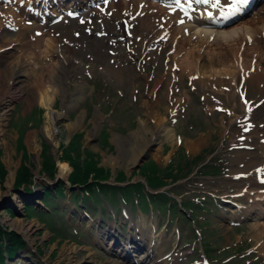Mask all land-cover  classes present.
I'll use <instances>...</instances> for the list:
<instances>
[{
	"label": "rangeland",
	"instance_id": "374dc122",
	"mask_svg": "<svg viewBox=\"0 0 264 264\" xmlns=\"http://www.w3.org/2000/svg\"><path fill=\"white\" fill-rule=\"evenodd\" d=\"M0 2V49L6 47L9 40L12 45L11 48L0 51L2 80L0 99L3 100L0 106V122L2 123L0 162L4 169L2 177L4 179L0 182V221L9 230L12 229L21 235L26 242V246L19 252L21 257L12 263L126 264L124 260L116 257L100 238L99 234L103 235L104 230L98 227L99 211L96 215L90 212L91 219L95 223L91 227L90 219L79 220L77 213L72 214L75 203L80 207L82 201L80 198H75L70 202L72 190L68 187L65 195L57 199V206L54 205L62 212L49 220V223H41L36 217L27 218L22 207L21 192L13 189L14 179L16 172L25 164L35 176L36 190L47 182L48 178L41 175L44 163L41 157L43 143L47 144V154L53 157L57 165V176H60L58 157L62 153L61 143L69 145L72 136L83 132V149L87 147L88 151L95 153L92 158L98 162V166L111 170V181L121 171L125 172L128 179L132 178V181L142 179L139 174L133 176L138 169L135 167L142 157L145 160L140 167L150 160L165 167L170 161L176 160L178 154L185 153L194 158L189 161V164H194L198 156L208 157L214 151L220 150L221 152L216 155L219 154L226 162L223 164L224 172L220 175H205L200 173L203 168L198 169L191 180L184 182L171 192L179 201L186 197L209 196L211 192L223 195L238 192L251 179L247 177V179L239 180L232 178L231 175L239 171L248 172L252 168L249 174H254L262 165L258 149L262 145L256 147L261 143L262 137H255L257 134L240 137L243 127L242 119L234 120L235 116L244 114V106L242 107V101L237 95L243 83L241 75L238 74L233 81L232 76L223 75L222 83L215 84L209 81L204 84L200 79L192 80V76L184 73L179 65L176 70L172 69L177 63V60L171 59L177 53V50L174 52L175 45L178 44V40L183 39L182 33L180 35L175 33L177 31L176 22H173L174 17H171V22L166 23L170 24L168 29L175 33L170 38L165 23L161 22L153 26L151 15L140 6L143 0H133V3L128 4L127 11H119L114 5H99V3L93 5V12L88 13L85 10L75 17L70 15L73 9H67L65 12L58 11L59 15L64 14V18L54 22L52 19L56 16H49L48 28L54 29L52 37H55L57 41L52 40L53 44L56 47L67 48H60L61 51H55L53 48L46 55V50H43L45 41L38 47L34 46L36 44L34 40L40 37H37L35 32L41 27L28 20L22 8L16 10L21 14V22L10 25L7 23L8 16L3 15L5 8L1 5L4 2L2 0ZM96 5L100 7H95ZM158 15L164 16L159 11ZM162 24L164 26L161 28ZM163 28L166 29L162 30ZM152 29L155 32H152ZM163 31L167 33L164 34ZM161 33L163 36L160 35ZM42 35L44 38L48 36L46 33ZM164 36L167 38L165 39ZM174 36L177 38L176 41ZM64 37L67 39L64 40ZM186 38L188 39H185L184 43L186 42L187 45H185L189 46V35H186ZM192 40L195 41L197 38ZM185 51L179 53L176 58L182 57ZM67 53L77 60L69 64L68 73L60 72V69L64 67L62 60ZM21 63H24L26 75L19 76L18 81L9 87L13 80L12 75L20 69ZM174 74L179 78V81L175 83L171 81V75ZM246 76L247 82L244 83L243 88L247 98H253L256 102L258 101L256 99L264 96V92H261L256 81L249 80L248 73ZM155 91L156 98L153 95ZM172 91L173 94L170 93ZM53 94L55 98L52 101V107L48 109L43 102H40V99L41 97L47 99ZM219 97L221 100H218ZM153 98L156 100L154 101ZM147 101L148 105L145 104ZM216 102L230 107L229 113L215 111ZM38 107L42 108V112L36 117L35 109ZM174 107L177 108L175 112H173ZM258 109L256 114L247 116V122L264 123V105ZM49 110H52L56 118L51 124V130L46 123V112ZM31 114L34 118H40L39 121L33 118L36 125H31L30 120H33L30 117ZM165 126L173 130V136L155 135L156 129ZM226 127L230 129L226 130ZM105 128H108L110 132L107 136L110 145L102 144L100 141L101 132ZM140 128L143 131H140ZM92 130H94V136L89 137ZM51 133H54L52 137ZM31 137L33 141H36L35 143L28 141ZM101 138L103 142L105 134ZM133 138L141 143L136 146L137 160L130 164L132 162L130 159L129 162L128 160L124 162L121 157H123L122 151L128 149ZM147 140L151 146H145L144 150ZM238 145L243 148H236ZM246 145H251L253 148L246 151ZM140 150H142L141 153H139ZM254 154L256 159L251 160ZM108 157H112L113 160L107 159ZM68 176L60 177L66 181ZM138 195L142 209L147 211L146 220H151L155 234L160 235L163 241L165 240L162 241L160 255L168 253L178 241L175 229L179 217L175 215L173 221L169 223L168 211L162 217L160 213H154V216L150 217L149 202L142 193V189L138 190ZM254 197L248 195L247 199ZM39 199L40 196L35 198L37 203H40ZM9 200L10 204L16 207L15 212L8 211ZM49 200L55 202L52 197H49ZM233 201L236 203L238 200L233 198ZM239 202L237 207L225 205L224 208L223 205H218L214 201L213 206L216 209L214 214L201 213L208 220L201 229L209 230V238L212 239L213 245L219 249H229L230 255L239 249L240 244L242 249L251 247L247 258L239 259L232 264H248L254 261L261 264L262 260L264 261V252L261 253L260 250L264 251L262 246L264 242H257L252 226L256 221L264 219L245 216V214L249 215L251 207L247 208L250 203L245 199ZM88 204H91V201H87L85 205ZM115 205L118 207L119 202L117 201ZM96 209L98 210V205ZM103 212L106 221L107 213L110 212H107L105 208ZM72 215L75 217L73 218ZM132 215L135 219H139L137 209ZM117 217L120 222L121 213H118ZM112 220L113 217L110 218V221ZM196 222L188 219L187 222L183 221L181 225L179 224V227L182 226L179 228L180 232L185 236L184 242H189V236ZM18 223L25 227L30 225V231L26 232L25 227L18 229ZM103 224L107 226L104 221ZM74 228L79 230L78 235H75ZM55 229L60 235L53 232ZM195 243L197 249L193 252L198 255L201 250L200 242ZM36 250L40 251V255L35 253ZM185 251L191 252V249L186 247ZM253 253L256 255L252 256ZM24 255H28L29 259L22 258ZM222 256L221 262H226L224 255ZM190 262V259L187 262L178 260L175 264H190ZM8 263L11 264L9 261Z\"/></svg>",
	"mask_w": 264,
	"mask_h": 264
},
{
	"label": "bare ground",
	"instance_id": "6f19581e",
	"mask_svg": "<svg viewBox=\"0 0 264 264\" xmlns=\"http://www.w3.org/2000/svg\"><path fill=\"white\" fill-rule=\"evenodd\" d=\"M93 1L95 2L98 0H76V3L79 5L86 6L88 3L90 2L92 3ZM194 1L196 2V0ZM220 2L221 3L224 2L225 7L223 8L218 7V6L213 7L211 3L204 4V3L196 2V5L198 6L201 14L199 16L198 15L194 17L192 16L191 18L184 17L181 14V12L178 11L174 7L171 0H147L145 1L144 5L141 7H145L144 9H146V11L151 15L153 26L159 25L161 22H163V24L165 23L166 25L165 27L168 29V26H170V24H166V23L172 21L170 20L172 18H171V15H169V13H173L174 15H176L177 17L176 21H177L178 26H176L175 28L177 31L175 33L177 35L178 33L179 35L180 33H182L183 39L180 38L181 40H178L177 53L174 55V57H176L179 53L183 52V50H186L182 57L175 58V61L177 60L178 65L181 66V70L183 69L184 73L186 72L190 76L193 75L194 77H197L195 75L200 74L199 79L204 84L209 83V81L215 84L222 83L223 75L232 76L231 80L233 81L239 73H244V74L248 73V75L250 76L249 80L252 82L256 81V83L259 84V87H261L262 85L264 89V3L260 7L255 9V14L252 17L240 18L236 22L235 20H230L229 22H226L224 24L223 19H219L218 15L220 13L225 12L226 6L231 5L232 0H220ZM114 4L120 9H123V8L125 9L123 0H114ZM208 10L211 13L213 11L214 15L213 16L207 15L206 12ZM158 11L164 16L158 15ZM10 18L11 20H13L12 22L16 21L17 20L16 13L11 15ZM163 24L162 26L160 25L161 28L164 26ZM166 28H163L162 30ZM151 31L155 32L154 29H152ZM168 31H171V29L170 30L168 29ZM183 31H185V34H183ZM166 33L164 32V34ZM160 35H162V33ZM186 35L187 36L189 35V40H188L189 46H186L187 45L186 42L184 43V40L188 39L186 38ZM193 36H195L197 40L193 41L192 39H195V37L192 38ZM166 38L167 37H165V39ZM51 39L53 41L55 40L53 38L47 39L46 40L47 42L45 43V46L43 48L44 51L46 50V55L53 48L55 49V51H61L59 46L56 47L53 44V41ZM35 42L36 44L34 46L38 47L40 46V44L38 43H41L42 40L39 39V41L36 40ZM10 43L11 42L9 40V42L6 43L7 46ZM74 60H75V57L67 53L62 60L64 67L60 69V72L66 73L69 70V64L72 63ZM23 64L24 63H21L19 65L21 66L20 69L17 72L13 73L12 75L13 80L10 82L9 87H12V84L18 81L17 78L19 76L26 75L25 66ZM1 84H2V80H1V73H0V87H1ZM54 98H55L54 94L53 96H50L47 99L45 97H41L40 102H43V105L49 109L52 107V101L54 100ZM2 101L3 100L0 99V106L2 105ZM145 104L148 105L149 104L148 101L145 102ZM46 118H47L46 123L48 125V129L51 130V124L56 120L55 116L52 114V110H49L46 112ZM1 125L2 123L0 122V127ZM139 130L143 131L141 128ZM155 132H156L155 135H159V136H162V135L173 136V130L166 126L160 129H156ZM225 134L226 133L224 132V135ZM1 135L2 134H1V128H0V137ZM44 135L48 137L46 133H44ZM53 135L54 133H51V137ZM92 136H94V130L90 131L89 137H92ZM28 141L33 142V143L36 142L32 140V137ZM131 143H133V145ZM131 143L128 146V149H125L124 151H122L123 157L121 158L124 159V162H126L127 160L129 162V159H130L132 161L130 164H133L137 160L136 157L138 156L136 146L140 144L141 142H139L138 139L133 138ZM148 143L149 141L147 140V142L144 144V148H143L144 150H145V146L149 145ZM150 146L151 144L148 147ZM86 150H89V149L85 147L84 151ZM259 150L261 153L260 154L261 157H263L262 165L258 167V170L255 173L260 174L261 176L264 177V147L260 146ZM141 152L142 150H140L139 153ZM107 159L113 160L112 157H108ZM59 166H60L59 174L60 176H64L65 178L72 171L71 166L67 162L59 161ZM250 200L252 203L251 205L252 210L249 209L248 214L255 216L257 219H261V218L264 219V207H263L264 206V190L258 191L257 195ZM262 221L264 220H258L252 226V228L254 229V233L256 234V239L258 243L264 242V222ZM17 226H19L18 229L20 227L21 228L25 227V225L21 226L20 223H18ZM30 229H31L30 225L24 228L26 232L30 231ZM99 236L101 239L102 238L104 239V236H101V235ZM151 237H153V235H151L150 238ZM158 238L159 240L162 239L161 237H158ZM262 246L264 249L263 243H262ZM154 247H156V245H154ZM147 252L149 253L147 257L151 258L152 260L154 257V251L150 252V249H149ZM262 252L264 251L262 250Z\"/></svg>",
	"mask_w": 264,
	"mask_h": 264
},
{
	"label": "trees",
	"instance_id": "16d2710c",
	"mask_svg": "<svg viewBox=\"0 0 264 264\" xmlns=\"http://www.w3.org/2000/svg\"><path fill=\"white\" fill-rule=\"evenodd\" d=\"M40 112V110H39ZM40 118H38V121ZM82 138L83 133H77L71 139L69 145H65V143H61L62 147V160H66L70 162L73 166L74 171L70 175V180L72 184H82L85 185L87 190H91L95 192V188H104V185L101 184V180L107 179L110 176V171L103 167L98 166V162L92 158L95 153H92L88 150H82ZM69 147V149H68ZM68 149V150H67ZM48 146L43 143L42 145V153L41 157L44 159V163L42 165V171L45 172L49 176H54L57 170L56 163L53 160L51 155L47 154ZM89 154V155H88ZM3 165L0 162V182L2 181L4 169ZM214 166V165H212ZM175 166L174 164L168 165L166 168L160 167L155 161L146 162L138 171L134 174L139 173L147 177L149 181V185L153 188L163 186L168 184V179L172 177V180L175 182L180 178L187 176L191 172V168L187 171H183L181 167L178 168V173L174 174ZM123 174H121L120 177ZM33 175L31 174L29 168L24 164L22 168L16 172L15 180L13 186L15 188L24 187L30 183H32ZM92 181H91V180ZM137 189L142 188L143 184L138 183L134 185ZM25 190H28L27 187H24ZM65 189L64 182H60L58 187L55 189L58 196H62L64 194L63 190ZM96 194V192H95ZM53 197L52 191L44 186V193L42 196L43 205L48 208L39 209L37 211L36 216H38L41 220L45 221V218L49 215H52L56 210L52 208V203L49 202L48 198ZM97 196V194H96ZM152 198L155 199L157 204L162 205L165 200L170 199V197L166 194L159 195H151ZM190 201L187 200L183 207L190 208L188 204ZM31 207L26 206V214L28 217L31 216L30 213ZM33 215V214H32ZM24 244L23 240L14 232L7 233L4 227L0 224V264H4L5 254L12 256L15 254L16 250L19 247H22Z\"/></svg>",
	"mask_w": 264,
	"mask_h": 264
},
{
	"label": "snow or ice",
	"instance_id": "6c2138e0",
	"mask_svg": "<svg viewBox=\"0 0 264 264\" xmlns=\"http://www.w3.org/2000/svg\"><path fill=\"white\" fill-rule=\"evenodd\" d=\"M197 3H204L209 4L211 3L213 7L219 6L220 0H196ZM249 0H232L231 3V11L228 13V15H233L248 4ZM211 15V13H209ZM182 22V21H181Z\"/></svg>",
	"mask_w": 264,
	"mask_h": 264
},
{
	"label": "water",
	"instance_id": "95a60500",
	"mask_svg": "<svg viewBox=\"0 0 264 264\" xmlns=\"http://www.w3.org/2000/svg\"><path fill=\"white\" fill-rule=\"evenodd\" d=\"M145 159V158H144Z\"/></svg>",
	"mask_w": 264,
	"mask_h": 264
}]
</instances>
